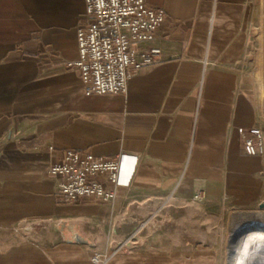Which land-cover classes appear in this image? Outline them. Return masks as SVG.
Wrapping results in <instances>:
<instances>
[{
  "label": "crops",
  "instance_id": "1",
  "mask_svg": "<svg viewBox=\"0 0 264 264\" xmlns=\"http://www.w3.org/2000/svg\"><path fill=\"white\" fill-rule=\"evenodd\" d=\"M147 2L166 11L147 44L163 60L127 94L87 95L68 66L85 0H0V264H93L119 242L132 251L107 264H220L197 231L217 210L206 201L264 200V139L250 155L239 131L264 137L247 75L253 0ZM69 148L137 155L129 185L110 203L66 201L50 167Z\"/></svg>",
  "mask_w": 264,
  "mask_h": 264
},
{
  "label": "built area",
  "instance_id": "2",
  "mask_svg": "<svg viewBox=\"0 0 264 264\" xmlns=\"http://www.w3.org/2000/svg\"><path fill=\"white\" fill-rule=\"evenodd\" d=\"M85 6V19L77 30L80 56L68 66L79 70L87 95L127 94L135 72L163 60L162 49L147 44L165 21L166 11L150 6L147 0H85ZM239 131L249 134L246 152L257 154L263 146L262 128ZM137 160V155L127 152L114 158L69 148L50 172L59 178L58 190L66 201L92 197L110 203L118 187L129 185ZM132 249L133 244L119 242L95 252L92 262L107 264Z\"/></svg>",
  "mask_w": 264,
  "mask_h": 264
},
{
  "label": "rangeland",
  "instance_id": "3",
  "mask_svg": "<svg viewBox=\"0 0 264 264\" xmlns=\"http://www.w3.org/2000/svg\"><path fill=\"white\" fill-rule=\"evenodd\" d=\"M251 24L253 29V47L247 75L256 85L260 113L264 119V101L261 98L260 84V80H264V0H253ZM199 197H201L200 194H198V199H200ZM205 204L208 210L211 209L213 211L214 208L217 210L215 212L208 211L205 214L206 216H204L205 218L201 216V220L204 221L197 226V231L206 237L204 240L208 245H214L219 248L221 252L220 264H227L226 246L230 243L234 229L232 215L239 210L253 211L264 208V200L242 205L228 203L217 198L215 200H207Z\"/></svg>",
  "mask_w": 264,
  "mask_h": 264
},
{
  "label": "bare ground",
  "instance_id": "4",
  "mask_svg": "<svg viewBox=\"0 0 264 264\" xmlns=\"http://www.w3.org/2000/svg\"><path fill=\"white\" fill-rule=\"evenodd\" d=\"M260 84L264 101V80ZM232 217L234 229L226 246L227 264H264V208L235 211Z\"/></svg>",
  "mask_w": 264,
  "mask_h": 264
}]
</instances>
